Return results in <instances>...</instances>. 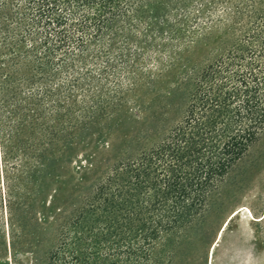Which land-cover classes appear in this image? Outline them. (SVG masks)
<instances>
[{"label":"trees","instance_id":"trees-1","mask_svg":"<svg viewBox=\"0 0 264 264\" xmlns=\"http://www.w3.org/2000/svg\"><path fill=\"white\" fill-rule=\"evenodd\" d=\"M25 1L22 23L20 0H0V168L8 175L27 155L16 134L23 121L58 117L77 96L106 95L108 83L120 92L130 72L165 60L158 61L165 49L157 38L176 40L181 27L202 32L221 23L243 31L241 44L188 79L180 123L158 147L123 165L135 180L145 165H156L163 177L153 183V197L127 208L119 228L92 227L74 240L62 235L48 259L151 264L155 239L184 226L185 207L202 208L210 188L264 131V0ZM112 179L96 183L91 204L106 206L119 196Z\"/></svg>","mask_w":264,"mask_h":264},{"label":"rangeland","instance_id":"rangeland-1","mask_svg":"<svg viewBox=\"0 0 264 264\" xmlns=\"http://www.w3.org/2000/svg\"><path fill=\"white\" fill-rule=\"evenodd\" d=\"M242 34L222 23L202 32L181 27L178 39L154 42L165 49L157 51L158 61L165 60L130 72L120 92L108 83L106 95L77 96L58 117L23 121L16 133L28 146L23 166L14 175L0 168V264H48L62 235L74 240L92 227L119 228L127 208L152 198L153 183L163 177L156 165H145L138 180L123 165L158 147L180 123L188 79L241 44ZM108 175L119 196L106 206L91 204L94 186ZM182 212L184 226L161 232L149 263L264 264V131L210 188L202 208Z\"/></svg>","mask_w":264,"mask_h":264}]
</instances>
